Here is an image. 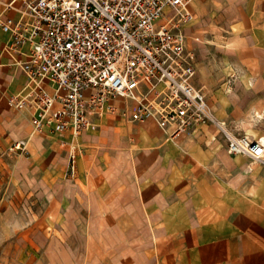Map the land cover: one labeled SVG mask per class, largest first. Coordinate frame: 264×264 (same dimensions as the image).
Returning <instances> with one entry per match:
<instances>
[{
	"label": "crops",
	"instance_id": "1",
	"mask_svg": "<svg viewBox=\"0 0 264 264\" xmlns=\"http://www.w3.org/2000/svg\"><path fill=\"white\" fill-rule=\"evenodd\" d=\"M12 2L0 0V14L19 18L23 1ZM190 8L196 18L183 28L188 35L189 48L195 54L196 85L205 90L212 104L208 84L199 79L194 46L195 40L203 39L206 34L214 45H222L230 58L229 65L240 72L244 78L242 85L250 93L243 103L224 104L230 114L228 117L215 115L226 121L237 134L249 133L264 139V131H255V125L264 122V118L253 116L252 129L246 125L248 114L264 110V0H193ZM9 41L10 33L0 28L1 145L9 149L15 140L29 138V152L16 153L31 158L35 157V152L46 151L50 166L60 172L70 162L76 144V169L73 172L69 163L66 174L69 173L78 186L88 185L89 196L94 199L87 207L94 210L99 220L97 224L104 227L117 225L125 218L137 231L143 226V233L148 234L147 240L154 241L147 244L143 236L144 250L151 253L147 255L153 256L154 264H264L263 163H251L249 156L230 153L224 134L213 123L198 124L172 136L154 118L140 121L121 113L106 112L93 114L98 127L86 129L79 136H75L72 130H56L51 125L36 131L33 122L35 105L19 103L30 90L29 78L22 66L27 55L26 52L9 50ZM41 83L55 90L52 80L45 78ZM228 91L237 94L231 88ZM102 125V132H95ZM212 127L223 136L222 143L228 153L208 154L210 161L221 156L222 160L237 166L223 171L221 183L207 179L200 184L192 177L195 179L204 174L194 170L187 175L191 177L189 183L184 184L180 178L168 185L166 171L161 168L144 171L137 183L114 166L121 151L132 143L130 132L147 133L150 139L145 144L157 147L153 156L166 161L177 145L192 144L195 137L191 134L199 131L210 135ZM216 138L213 135L211 141ZM83 156L84 172L81 166ZM118 165H123L121 160ZM205 171L207 177L216 179L214 166ZM171 172L174 176L175 172ZM204 197L207 206L202 204ZM131 254L134 256L133 251Z\"/></svg>",
	"mask_w": 264,
	"mask_h": 264
},
{
	"label": "built area",
	"instance_id": "2",
	"mask_svg": "<svg viewBox=\"0 0 264 264\" xmlns=\"http://www.w3.org/2000/svg\"><path fill=\"white\" fill-rule=\"evenodd\" d=\"M22 1L19 18L0 14V28L10 33L9 50L26 52L30 90L19 103L35 105L36 131L51 125L79 136L98 127L93 114L106 112L154 118L172 136L213 123L230 153L264 164V139L231 130L195 83L183 28L196 18L193 0ZM45 78L55 90L41 83ZM9 150L28 153L29 138Z\"/></svg>",
	"mask_w": 264,
	"mask_h": 264
},
{
	"label": "rangeland",
	"instance_id": "3",
	"mask_svg": "<svg viewBox=\"0 0 264 264\" xmlns=\"http://www.w3.org/2000/svg\"><path fill=\"white\" fill-rule=\"evenodd\" d=\"M202 38L194 42L199 79L208 84L214 113L220 118L228 117L230 114L224 104L243 103L250 93L242 85L244 78L240 72L229 65L230 58L222 45H214L206 34ZM231 72L234 75H229ZM228 81L230 83H226ZM230 88L237 94L232 95L228 91ZM247 117L249 120L253 116L248 114ZM254 117L264 118V110H256ZM246 125L249 129L254 127V123ZM103 126L95 132H102ZM255 131H264L263 121L255 125ZM130 133L132 143L126 150L121 149L114 166L137 183L144 171L157 168L166 171L168 185L178 179L184 184L189 183L191 177L187 175L194 170L204 174L195 179L192 177L200 184L207 179L221 183L223 171L237 167L222 160L221 156L210 161L208 154L228 153L222 143L223 136L213 127L210 135L199 131L191 134L195 137L192 144L177 145L169 153L171 159L166 161L153 156L157 147L145 144L150 139L147 133ZM213 135L217 138L212 142ZM77 158L78 152L75 163ZM81 160L84 172V156ZM119 160L123 165H118ZM69 163H73L72 156L63 170L55 172L46 151L35 152V157L27 158L0 144V264H154L153 256L147 255L151 253L144 250L143 236L147 244L154 241L147 240L148 234L143 233V226L137 231L125 218L117 225L104 227L97 224L99 220L94 210L87 207L94 197L89 196L88 185L78 186L70 174H66ZM213 166L216 179L207 177L205 171ZM172 170L174 176H171ZM202 201L207 204L205 197ZM132 251L134 256L129 255Z\"/></svg>",
	"mask_w": 264,
	"mask_h": 264
},
{
	"label": "bare ground",
	"instance_id": "4",
	"mask_svg": "<svg viewBox=\"0 0 264 264\" xmlns=\"http://www.w3.org/2000/svg\"><path fill=\"white\" fill-rule=\"evenodd\" d=\"M237 25V24H236ZM264 97V96H263ZM232 104V103H231ZM252 116H254V113L253 114H251ZM247 124H253L254 123V121H253V119H250V120H248L247 122H246Z\"/></svg>",
	"mask_w": 264,
	"mask_h": 264
}]
</instances>
